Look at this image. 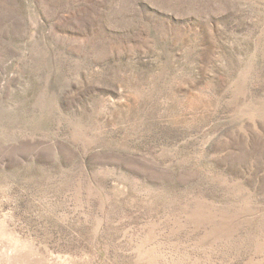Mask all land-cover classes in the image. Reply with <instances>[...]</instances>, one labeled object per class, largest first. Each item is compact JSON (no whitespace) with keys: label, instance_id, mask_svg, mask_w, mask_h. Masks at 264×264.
Instances as JSON below:
<instances>
[{"label":"rangeland","instance_id":"rangeland-1","mask_svg":"<svg viewBox=\"0 0 264 264\" xmlns=\"http://www.w3.org/2000/svg\"><path fill=\"white\" fill-rule=\"evenodd\" d=\"M0 264H264V0H0Z\"/></svg>","mask_w":264,"mask_h":264}]
</instances>
